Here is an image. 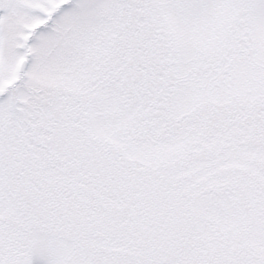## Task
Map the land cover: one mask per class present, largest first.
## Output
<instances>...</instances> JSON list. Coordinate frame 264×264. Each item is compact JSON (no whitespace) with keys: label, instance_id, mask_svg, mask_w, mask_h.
<instances>
[{"label":"snow or ice","instance_id":"snow-or-ice-1","mask_svg":"<svg viewBox=\"0 0 264 264\" xmlns=\"http://www.w3.org/2000/svg\"><path fill=\"white\" fill-rule=\"evenodd\" d=\"M0 264H264V0H0Z\"/></svg>","mask_w":264,"mask_h":264}]
</instances>
